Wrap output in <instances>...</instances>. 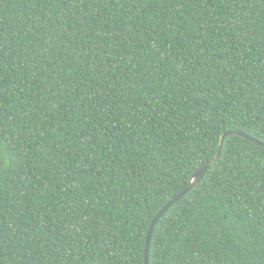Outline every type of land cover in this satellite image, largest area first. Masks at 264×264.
Returning <instances> with one entry per match:
<instances>
[{"label": "trees", "instance_id": "1", "mask_svg": "<svg viewBox=\"0 0 264 264\" xmlns=\"http://www.w3.org/2000/svg\"><path fill=\"white\" fill-rule=\"evenodd\" d=\"M235 131L264 143V0H0V264H145ZM148 255L264 264V147L228 136Z\"/></svg>", "mask_w": 264, "mask_h": 264}, {"label": "water", "instance_id": "2", "mask_svg": "<svg viewBox=\"0 0 264 264\" xmlns=\"http://www.w3.org/2000/svg\"><path fill=\"white\" fill-rule=\"evenodd\" d=\"M228 136H240L243 137L249 141H251L254 144H257L259 146L264 147V143H262L261 141L243 133L240 131H235V132H227L225 134H223V136L221 137L220 140V145H219V149L218 152L215 156V158L208 164H206L205 166H203L202 168H200L192 177L190 183L188 184V186L180 193L178 194L176 197H174L170 202H168L161 210L160 212L157 214V216L154 218V220L151 223L148 235H147V240H146V247H145V264H148L149 262V255H148V249H149V243H150V239L152 237L153 231L155 226L157 225L158 221L163 217V215L174 205L176 204L181 198H183L188 192H190L193 188H195L203 179L204 175L206 174V172L209 170V168H211V166H213L220 158L221 155V150L224 144L225 139Z\"/></svg>", "mask_w": 264, "mask_h": 264}, {"label": "snow or ice", "instance_id": "3", "mask_svg": "<svg viewBox=\"0 0 264 264\" xmlns=\"http://www.w3.org/2000/svg\"><path fill=\"white\" fill-rule=\"evenodd\" d=\"M106 39H111V37H107ZM74 59V54L73 53H69L63 61V64L61 66H56L54 68V78L56 79V83H57V90H59V86L61 83V77L63 76L64 72L66 71V69L71 66L72 61Z\"/></svg>", "mask_w": 264, "mask_h": 264}]
</instances>
